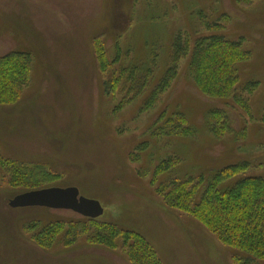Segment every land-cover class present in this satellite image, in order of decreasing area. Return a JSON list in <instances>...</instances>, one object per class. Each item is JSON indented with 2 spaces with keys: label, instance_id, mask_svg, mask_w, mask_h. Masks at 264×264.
Wrapping results in <instances>:
<instances>
[{
  "label": "rangeland",
  "instance_id": "obj_1",
  "mask_svg": "<svg viewBox=\"0 0 264 264\" xmlns=\"http://www.w3.org/2000/svg\"><path fill=\"white\" fill-rule=\"evenodd\" d=\"M204 21L221 23L220 33L242 40L250 52L239 65L240 85L258 82L249 110L200 92L187 57L155 108L141 112L153 81L168 66L174 37L211 34ZM101 47L111 57L120 55L121 64L146 65L153 52L157 55L144 93L123 107L125 90L111 96L103 91L110 72L100 71L95 51ZM16 50L31 53L34 61L20 99L0 104V264H133L129 243L134 237L128 244L127 236L121 237L128 232L145 236L163 264H237V249L221 244L191 213L168 206L157 188L240 160L252 164L248 175L264 176V0L249 5L237 0H0V58ZM211 109L226 111L231 133H209ZM161 111L185 114L196 136L150 139ZM145 142L149 146L141 154ZM171 153L183 154V162L155 182L159 160ZM13 161L47 164L57 175L50 187H77L100 201L104 215L99 220L118 226L113 247L96 236L89 240L87 233L75 244H63L60 235L55 244L40 246L35 236L40 230L60 225L65 234L71 222L85 218L42 207L11 208L10 200L25 193L8 183Z\"/></svg>",
  "mask_w": 264,
  "mask_h": 264
},
{
  "label": "trees",
  "instance_id": "obj_2",
  "mask_svg": "<svg viewBox=\"0 0 264 264\" xmlns=\"http://www.w3.org/2000/svg\"><path fill=\"white\" fill-rule=\"evenodd\" d=\"M253 1L237 0L247 5ZM202 23L207 24L211 34L193 39L179 32L174 37L168 66L164 74L153 81L141 112L155 108L174 82L180 61L187 57L190 77L200 92L214 100H233L243 109L249 110V95L255 91L254 87L258 82L248 81L240 85L239 65L248 59L250 52L245 49L242 40H232L221 34V23ZM95 53L100 71L110 72V77L103 85L107 96L116 94L117 90H125L128 95L122 103L123 107L144 93L153 75L154 65L157 64V55L154 52L151 63L146 65L136 62L131 65L121 64L120 55L109 56L106 47H101ZM33 61L31 53L21 50L11 51L0 58V104L14 105L20 99L31 81ZM116 65L119 69H116ZM230 121L226 111L211 109L206 115V129L211 135L219 137L232 132ZM150 129L153 131L149 138L153 140L165 137L192 139L197 132L185 114H167L165 111H161ZM149 143L143 144L141 154L148 148ZM181 155L183 154L171 153L169 158L159 160L154 181L163 174H172L183 162ZM11 164L8 173L6 172L8 183L25 191L50 187L57 177L47 164L20 161H13ZM251 165L248 160H240L207 174H186L183 180L171 179L166 184L159 183L157 188L168 206L191 213L211 233L217 235L221 244L237 249L240 252L234 257L237 264L264 263V176L248 175ZM68 226L70 227L65 234L61 232L63 227L60 228V225H54V229L51 225L40 230L35 234L36 242L42 247L53 245L63 235L61 242L70 245L78 242L79 235L87 233L89 240L96 236L98 240L113 247L114 235L119 233L118 226L99 218L73 221ZM124 236H127L125 244H128L129 238L134 237L129 243L133 254L129 256L133 264H163L158 251L145 236L130 232L121 237Z\"/></svg>",
  "mask_w": 264,
  "mask_h": 264
},
{
  "label": "water",
  "instance_id": "obj_3",
  "mask_svg": "<svg viewBox=\"0 0 264 264\" xmlns=\"http://www.w3.org/2000/svg\"><path fill=\"white\" fill-rule=\"evenodd\" d=\"M9 204L13 209L42 207L50 210L72 211L89 219H98L104 215L101 202L83 196L77 187L54 186L31 190L16 196L10 200Z\"/></svg>",
  "mask_w": 264,
  "mask_h": 264
},
{
  "label": "flooded vegetation",
  "instance_id": "obj_4",
  "mask_svg": "<svg viewBox=\"0 0 264 264\" xmlns=\"http://www.w3.org/2000/svg\"><path fill=\"white\" fill-rule=\"evenodd\" d=\"M25 192H27V191H25ZM17 209H22V208H17Z\"/></svg>",
  "mask_w": 264,
  "mask_h": 264
}]
</instances>
